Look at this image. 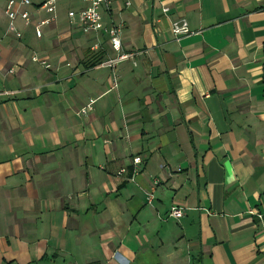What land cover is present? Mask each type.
Segmentation results:
<instances>
[{
    "label": "crops",
    "instance_id": "0c3cea01",
    "mask_svg": "<svg viewBox=\"0 0 264 264\" xmlns=\"http://www.w3.org/2000/svg\"><path fill=\"white\" fill-rule=\"evenodd\" d=\"M69 1L0 0V264H264V0H107L119 52Z\"/></svg>",
    "mask_w": 264,
    "mask_h": 264
},
{
    "label": "built area",
    "instance_id": "2783aa9c",
    "mask_svg": "<svg viewBox=\"0 0 264 264\" xmlns=\"http://www.w3.org/2000/svg\"><path fill=\"white\" fill-rule=\"evenodd\" d=\"M3 14L6 19V34H12L16 39L21 37V33L16 29L15 22L20 20L24 27H29L32 25L33 33L36 39H40L43 34V28L52 24L56 19V7L57 0H37L34 3L32 0H3ZM82 7L77 11H68L66 13V19L69 26L77 27L81 32L88 34L94 32H103L108 36L111 48L115 52H119L120 43L119 37L121 34V28L118 26H110L104 28L101 22L100 11L107 8V0H80ZM128 5V4H126ZM163 13L167 12V8L162 9ZM41 13L45 17L39 18L36 22H33V15ZM171 32L175 36L179 35H193L186 24L183 22L180 25L175 23L172 25ZM124 56H119L118 61L125 59ZM33 62H38V60L33 57ZM115 62V61H114ZM113 61H108L105 65L110 67ZM45 69H49V66L43 62H39ZM9 75L14 73V70L10 69L7 72ZM93 102L90 101L89 104L80 111V114L84 115L91 111V106ZM133 165H139L141 163L139 158H134L132 160ZM171 218H180L181 210L178 208H171L168 214Z\"/></svg>",
    "mask_w": 264,
    "mask_h": 264
},
{
    "label": "rangeland",
    "instance_id": "374dc122",
    "mask_svg": "<svg viewBox=\"0 0 264 264\" xmlns=\"http://www.w3.org/2000/svg\"><path fill=\"white\" fill-rule=\"evenodd\" d=\"M80 0H70L69 3L66 2V6L64 8H62L61 14L63 15L62 17H64L66 15V11L67 9L70 10H75L77 9V7L79 6Z\"/></svg>",
    "mask_w": 264,
    "mask_h": 264
},
{
    "label": "trees",
    "instance_id": "16d2710c",
    "mask_svg": "<svg viewBox=\"0 0 264 264\" xmlns=\"http://www.w3.org/2000/svg\"><path fill=\"white\" fill-rule=\"evenodd\" d=\"M99 62H97L96 64H98Z\"/></svg>",
    "mask_w": 264,
    "mask_h": 264
}]
</instances>
